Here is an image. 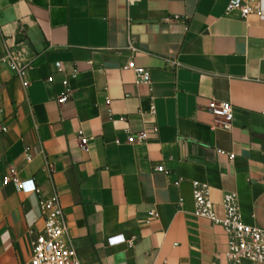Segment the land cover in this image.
<instances>
[{
    "label": "crops",
    "instance_id": "crops-1",
    "mask_svg": "<svg viewBox=\"0 0 264 264\" xmlns=\"http://www.w3.org/2000/svg\"><path fill=\"white\" fill-rule=\"evenodd\" d=\"M245 1L246 18L230 0H0V264H25L44 227L10 168L59 195L84 264H230L228 233L194 214L195 180L219 215L235 192L264 228V0ZM212 100L233 104L230 124Z\"/></svg>",
    "mask_w": 264,
    "mask_h": 264
},
{
    "label": "built area",
    "instance_id": "built-area-1",
    "mask_svg": "<svg viewBox=\"0 0 264 264\" xmlns=\"http://www.w3.org/2000/svg\"><path fill=\"white\" fill-rule=\"evenodd\" d=\"M258 5L245 0H230L227 11L239 10L242 17L258 11ZM5 60L11 69L19 76L24 73L25 67L13 56H7ZM60 68L61 64L56 63ZM127 68L133 70L135 83L150 84L151 77L148 69L139 67L131 60ZM64 92L58 97V102L64 104L71 97L69 81L64 83ZM210 112L221 118L225 124H230L234 118L235 108L231 102L212 100L208 106ZM153 109V108H152ZM79 139L83 147H86L88 138L79 132ZM147 139L146 132L136 134L130 133V142H142ZM231 159L234 154L229 155ZM30 158V157H29ZM47 169H50L48 164ZM157 170L162 171V167ZM14 182L22 192H35L39 195V206L44 218V227L40 232L30 231L32 235L31 246L32 256L25 264H84L79 256L78 250L73 241L67 237L68 227L64 218L59 195L52 192L44 197L40 187L33 179L18 181L14 168H10V175L4 178V183ZM193 184V198L195 203L194 214L206 218L213 224L219 225L228 233L229 241L225 258L230 264H240L243 260L252 263H264V228L256 225H249L243 221L240 211L238 196L235 192H226L222 198L223 213L219 215L210 197L209 185L205 182L195 180ZM113 243L124 242L120 236L112 238ZM134 240H128L133 245Z\"/></svg>",
    "mask_w": 264,
    "mask_h": 264
}]
</instances>
